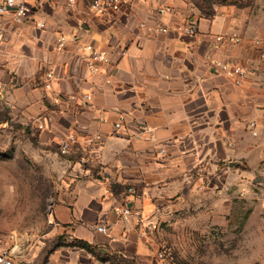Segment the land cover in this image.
<instances>
[{
    "label": "crops",
    "instance_id": "0c3cea01",
    "mask_svg": "<svg viewBox=\"0 0 264 264\" xmlns=\"http://www.w3.org/2000/svg\"><path fill=\"white\" fill-rule=\"evenodd\" d=\"M174 4L129 0L112 24L100 17L81 23L82 14L64 0H44L36 15L20 25L10 15L0 16V30L8 27L20 35H0V88L11 103L2 105L0 114L43 129L57 144L77 133L75 154L88 140L95 141L84 153L87 163L72 166L49 223L50 234L88 242L97 253L63 248L48 264H149L154 232L139 226L138 210L147 213L154 203L151 195L161 196L160 203L166 194H177L185 175L203 160L210 174L215 166L221 174L228 172L217 160L231 166L236 160L264 177V86L250 85L247 67L241 85L215 67V61L236 59L230 44L215 48L214 39H208V32L224 30L225 21L190 17L185 21L196 23L198 34L176 31L173 26L181 18ZM61 35L76 40L58 52ZM84 44L108 52L110 62L100 72L78 61ZM49 70L55 73L51 90L45 87ZM117 123L122 127L117 129ZM119 186L140 191L136 196L118 191ZM126 205L133 213L125 217ZM100 224L107 226V234L97 231ZM38 247L20 250L16 245L14 264H40Z\"/></svg>",
    "mask_w": 264,
    "mask_h": 264
},
{
    "label": "rangeland",
    "instance_id": "374dc122",
    "mask_svg": "<svg viewBox=\"0 0 264 264\" xmlns=\"http://www.w3.org/2000/svg\"><path fill=\"white\" fill-rule=\"evenodd\" d=\"M172 1L181 18L173 26L176 31L187 34L191 21L185 19L190 17L225 21L224 30L208 32V39L231 34L241 41L220 43L219 47L230 44L228 51L236 58L222 63L242 64L248 69L250 85L264 86V0ZM0 35L20 36L8 27ZM85 146H81L83 153L63 154L43 129L7 112L0 114V252L16 245L20 250L37 245L40 264H48L57 250L81 248L62 232L50 234L49 215L72 166L87 163ZM216 162L228 172L221 174L220 166H215L210 174L203 160L185 175L186 182L175 189L177 194H166L160 203L156 200L161 196L151 195L154 203L147 213L138 210L148 223L158 221V228L151 230L154 252L149 264H264V177L244 161L234 160V166L229 161ZM122 187L118 191L136 196L140 191L136 186Z\"/></svg>",
    "mask_w": 264,
    "mask_h": 264
},
{
    "label": "built area",
    "instance_id": "2783aa9c",
    "mask_svg": "<svg viewBox=\"0 0 264 264\" xmlns=\"http://www.w3.org/2000/svg\"><path fill=\"white\" fill-rule=\"evenodd\" d=\"M44 0H0V16H11L13 22L20 25L27 20L33 18L36 15L37 8L41 5ZM67 8L72 10L74 13L82 14L83 17L80 18L81 23L87 22V17H100L106 23L112 24L116 22L117 16L122 12V10L128 6L129 0H64ZM162 11V10H161ZM74 19L73 15L68 17V20L72 21ZM45 22H39L38 27L43 28ZM145 23H142L141 27H146ZM185 28V27H184ZM152 29V28H150ZM185 32L190 35L198 34L199 27L196 23H188L185 28ZM70 40L75 41L76 37H68L67 35H61L58 39L56 51L62 52L66 49L67 44ZM229 41L232 43H238L241 41L240 37H236L231 34H220L217 35L214 40V47L218 48L221 42ZM83 55L79 57L78 61L81 59L88 65L89 71L92 73H98L101 71V66L104 63H109L110 58L107 51H101L97 49L93 44L82 45ZM208 59H212V53L207 55ZM81 58V59H80ZM217 69L222 72L225 76L234 79L235 83L241 85L245 78V70L242 66H230L222 62H216ZM55 73L53 70H49L46 73L45 87L51 90L53 88V79ZM110 82V79L107 80ZM87 99H90V95H87ZM60 98L57 96L55 102L59 103ZM10 102L4 100L2 89L0 88V109L2 105L10 106ZM43 127V125H40ZM122 127V123H117L116 128ZM94 139L88 140L85 149H88L94 144ZM78 143V135L75 132L69 133L66 137L62 138L59 143V148L63 154H70L74 151L75 145ZM133 213L130 206L126 205L123 211V216H128ZM148 221V219H147ZM140 217L139 226L146 231L155 230L158 228V221L151 220L148 223ZM97 231L107 234L108 228L104 224L97 226ZM16 246L9 248L7 250L0 252V264H14V255L17 253Z\"/></svg>",
    "mask_w": 264,
    "mask_h": 264
},
{
    "label": "trees",
    "instance_id": "16d2710c",
    "mask_svg": "<svg viewBox=\"0 0 264 264\" xmlns=\"http://www.w3.org/2000/svg\"><path fill=\"white\" fill-rule=\"evenodd\" d=\"M120 187V186H119ZM118 188V187H117ZM123 188V187H122ZM77 242H79V246L80 247H82V248H85V249H87L89 252H91V253H97L96 251H95V249H94V247L91 245V244H89L88 242H85V241H79V240H77Z\"/></svg>",
    "mask_w": 264,
    "mask_h": 264
},
{
    "label": "water",
    "instance_id": "95a60500",
    "mask_svg": "<svg viewBox=\"0 0 264 264\" xmlns=\"http://www.w3.org/2000/svg\"><path fill=\"white\" fill-rule=\"evenodd\" d=\"M167 60V64H170L171 63V61H172V59L169 57V58H167L166 59ZM108 176H110V174H108V173H106ZM130 206V205H129ZM131 207V206H130Z\"/></svg>",
    "mask_w": 264,
    "mask_h": 264
}]
</instances>
